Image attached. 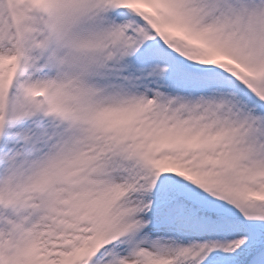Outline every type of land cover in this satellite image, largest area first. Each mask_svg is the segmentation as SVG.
I'll use <instances>...</instances> for the list:
<instances>
[{"label": "snow or ice", "instance_id": "obj_1", "mask_svg": "<svg viewBox=\"0 0 264 264\" xmlns=\"http://www.w3.org/2000/svg\"><path fill=\"white\" fill-rule=\"evenodd\" d=\"M0 264H264V0H0Z\"/></svg>", "mask_w": 264, "mask_h": 264}]
</instances>
